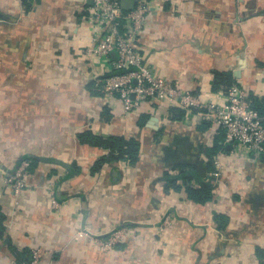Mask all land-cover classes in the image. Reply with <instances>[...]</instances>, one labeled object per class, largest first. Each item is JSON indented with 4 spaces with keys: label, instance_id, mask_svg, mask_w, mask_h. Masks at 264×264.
Wrapping results in <instances>:
<instances>
[{
    "label": "crops",
    "instance_id": "obj_1",
    "mask_svg": "<svg viewBox=\"0 0 264 264\" xmlns=\"http://www.w3.org/2000/svg\"><path fill=\"white\" fill-rule=\"evenodd\" d=\"M147 2L139 50L154 73L204 101L215 74L231 73L264 98V0ZM91 3L0 0V264H24L36 247L52 253L44 264H264V158L233 153L201 111L145 102L126 114L104 99L95 80L111 66L86 51ZM85 133L137 142L138 161L99 165L109 151L82 143ZM23 160L17 198L7 174ZM172 181L182 191L167 190ZM53 182L72 199L62 210L51 209ZM187 185L210 188L211 201L189 200ZM119 225L136 239L110 253L77 237Z\"/></svg>",
    "mask_w": 264,
    "mask_h": 264
},
{
    "label": "built area",
    "instance_id": "obj_2",
    "mask_svg": "<svg viewBox=\"0 0 264 264\" xmlns=\"http://www.w3.org/2000/svg\"><path fill=\"white\" fill-rule=\"evenodd\" d=\"M91 1L88 16L84 19L89 29L86 51L111 66L95 80L104 99H118L126 114L145 102L170 104L188 112L201 111L225 133V145L230 146L233 153L256 160L264 158V116L252 107L248 89L238 83L226 92H217L216 97L209 101L182 90L177 84L154 73L139 50L150 18L147 0H136L135 8L129 12L122 9L121 0ZM212 163L219 174L226 159L219 155L213 158ZM30 168L31 163L23 160L17 169L7 174L9 190L17 198L27 188ZM57 190L54 182L48 188L51 209L62 210L71 205L72 199L59 200ZM136 232L135 228L119 225L106 237L95 235L83 226L79 228L77 237L87 245L110 253L128 238L136 239ZM50 255L52 253L48 250L33 248L24 264H44Z\"/></svg>",
    "mask_w": 264,
    "mask_h": 264
},
{
    "label": "trees",
    "instance_id": "obj_3",
    "mask_svg": "<svg viewBox=\"0 0 264 264\" xmlns=\"http://www.w3.org/2000/svg\"><path fill=\"white\" fill-rule=\"evenodd\" d=\"M215 91H224L226 92L230 87L235 84H238L234 79L233 74L231 73H220L217 72L215 74ZM252 107L257 110L260 115L264 116V98L257 99L255 97H251ZM80 140L82 143L89 144L91 146L102 147L109 151V155L105 157L99 165L111 162H117L119 160H127L130 163L134 164L138 161L140 155V145L137 142L126 141L122 138H109L105 140L101 137L95 136L92 133H85L80 135ZM229 152L227 149L224 150L223 153ZM213 159V158H212ZM185 181H188L186 179ZM170 187L173 188L174 191L180 192L182 191L181 185L177 184L176 181L169 182L167 185V190ZM184 192L186 193L189 200L199 203L206 204L212 199V191L208 187L194 189L191 186H185ZM216 219L220 220L219 216H216ZM260 253V252H259ZM263 251L261 250V254Z\"/></svg>",
    "mask_w": 264,
    "mask_h": 264
},
{
    "label": "water",
    "instance_id": "obj_4",
    "mask_svg": "<svg viewBox=\"0 0 264 264\" xmlns=\"http://www.w3.org/2000/svg\"><path fill=\"white\" fill-rule=\"evenodd\" d=\"M136 0H121V7L125 12H129L135 8ZM116 55L113 54V57Z\"/></svg>",
    "mask_w": 264,
    "mask_h": 264
}]
</instances>
